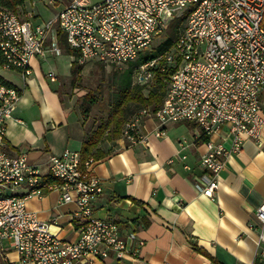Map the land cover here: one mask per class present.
<instances>
[{
    "label": "built area",
    "instance_id": "2783aa9c",
    "mask_svg": "<svg viewBox=\"0 0 264 264\" xmlns=\"http://www.w3.org/2000/svg\"><path fill=\"white\" fill-rule=\"evenodd\" d=\"M179 14H185L184 24L171 46L133 67L139 80L153 76L156 68L166 74L163 100L155 109H138L125 122L121 137L129 144L144 141L140 125L145 118L155 119L157 135L167 123L194 122L207 137L199 156L206 172L194 184L213 198L230 152L241 149L247 139L264 152L260 100L264 95V0H71L41 22L0 5V70H17L26 82L33 58L60 52L57 38L46 44L55 27L76 52L77 64L96 60L122 69L149 48L153 37ZM47 76L51 81L56 78L52 71ZM20 94L21 88L0 74V195H4L0 255L5 240L18 255L6 264H92L94 259L134 256L138 252L132 245L134 232L124 235L116 221L93 215L92 202L102 192L101 179L93 170L94 157L76 155V150L67 147L50 155L48 172H60V180H50L25 153L4 150L7 121L13 117ZM215 132L229 140L228 147L223 140L211 139ZM178 145L182 147L180 141ZM175 159L171 156L168 162ZM22 186L26 188L22 195L5 196V189L17 191ZM50 191L59 193V204H75V240L51 232L49 223L27 207L28 198H40ZM256 217L261 226L258 256L264 257V199L256 208Z\"/></svg>",
    "mask_w": 264,
    "mask_h": 264
},
{
    "label": "crops",
    "instance_id": "0c3cea01",
    "mask_svg": "<svg viewBox=\"0 0 264 264\" xmlns=\"http://www.w3.org/2000/svg\"><path fill=\"white\" fill-rule=\"evenodd\" d=\"M32 1L24 0L11 11L21 17L30 14L33 21L41 22L40 16L34 17L40 13L30 8ZM69 1L52 0L49 4L58 6L52 16ZM51 55L57 54L50 51L44 59L31 60L26 82L17 70H0L6 81L21 88L13 117L7 121L3 148L9 154L25 153L44 175L50 155L66 147L79 152L85 134L80 116L66 109L58 96L60 76L55 74L51 81L47 72L53 69H42ZM69 55L71 64L76 55ZM47 79L57 82L48 86ZM260 98L264 107V95ZM156 126L155 119L145 118L140 125L144 141L129 144L118 136L98 145L104 154L96 159L93 170L101 179L102 192L92 202L93 215L116 221L124 235L134 232L132 245L138 252L123 259H94L92 264H264L256 245L261 228L256 208L264 199V152L250 139L230 152L219 173V187L210 198L194 184L206 172L199 163L207 139L201 128L192 121L170 122L157 135ZM261 137L264 140V127ZM211 139L223 140L221 132L213 133ZM223 141L228 147L229 140ZM174 155L177 159L168 162ZM25 191L22 186L16 194ZM58 198L57 191H50L28 198L26 205L49 223L51 232L75 240V204H59ZM4 244L0 264L18 258L7 240Z\"/></svg>",
    "mask_w": 264,
    "mask_h": 264
},
{
    "label": "rangeland",
    "instance_id": "374dc122",
    "mask_svg": "<svg viewBox=\"0 0 264 264\" xmlns=\"http://www.w3.org/2000/svg\"><path fill=\"white\" fill-rule=\"evenodd\" d=\"M90 1H96V0H90ZM55 2L56 0H54V3ZM32 4L33 7H31L30 3H28L30 8H33L40 13V15L38 14L37 16H34L35 18L40 16L38 19L39 21L51 18L53 14V8L58 7L57 5L56 6L53 4L50 5L47 0H33ZM45 4H49V5H45ZM56 9L58 8H54V10ZM53 30L54 31H52L48 37L49 44L52 42L53 37L56 38L57 35H59L57 32L58 29H56V27ZM60 35L63 36V33L61 31H60ZM166 38H167L166 29L161 30L153 37L149 47H155L159 45V43L164 41ZM55 42L57 43V41ZM57 45L59 46L62 52L57 53V55L49 56L48 57L49 60H47V63L45 62V64L42 65L43 66L42 69L44 70V68L51 67L55 72V74H57V76H60L59 78L60 82L57 85L58 96L61 98V101L64 107H66V109L70 111H75L80 116V119L84 123V127H85L84 132H89L90 130L95 129L101 123L105 122L108 116L116 109L114 105L116 99V95H115L116 90L113 83V77L116 74V71L119 69L114 67L113 65L92 60L82 64L79 71L76 72L75 75H72L69 70V66H70L69 63L71 57L63 47H60L58 43ZM6 73L9 74L11 72H6ZM12 73L11 75L17 76V74L15 73L12 74ZM46 81H47L46 83H49L47 84L48 86L49 85L53 86L54 83L57 82V81L50 82L48 79ZM137 83L144 86L142 88V92L144 94H147L148 91L152 89L155 90V88L158 87V83L154 75L148 79L139 80L138 78L135 77L134 74H132V84H137ZM87 94H90L91 96H95L97 98V101L90 105L88 111L83 112L80 108L81 107L80 105L83 100L82 97ZM149 107L152 108L151 105H149ZM121 108L123 112L122 113L123 122H121L120 124L121 126H120L119 136H122V130L125 122L133 115V113H135L138 110L137 104L134 101H130V102L128 101L127 103H123ZM119 114H121L120 111H118L116 117L119 116ZM112 127L113 124H110L109 128L106 131V133H108L109 136L111 135L110 129ZM109 136L106 137H108L107 140L110 141L111 140L110 138H112V136L110 137Z\"/></svg>",
    "mask_w": 264,
    "mask_h": 264
},
{
    "label": "trees",
    "instance_id": "16d2710c",
    "mask_svg": "<svg viewBox=\"0 0 264 264\" xmlns=\"http://www.w3.org/2000/svg\"><path fill=\"white\" fill-rule=\"evenodd\" d=\"M24 0H0V5L8 7L10 10H16V6L23 3ZM185 19V14H179L178 16L174 17L169 25L166 28L167 31V38L159 43V45L155 47H149L142 50L135 61L130 62L127 64L123 69H119L116 71V74L113 77V83L115 87V110L108 116L107 120L97 126L95 129L90 130L89 132H85L84 139L81 143V148L79 154L83 157L92 156L95 159L101 157L104 153L98 147L99 143L107 140L109 136L106 133L107 129L109 128L110 124H113V127L110 129L112 138L114 139L119 136L120 131V124L123 122L122 117V104L127 103L128 101H134L137 104L138 109L143 106L151 105L153 109L157 108L164 97L165 93V75L164 73L160 72L157 68L154 69V76L158 83V87L150 91L147 94L142 92V88L144 87L141 84H132V74H133V67L135 65H140L145 63L146 61L156 57L160 53L167 50L172 41L176 38L179 30L183 27ZM57 35V43L63 47L68 54L76 55V52L71 50L66 42L65 35H60V30L58 31ZM82 65L76 63L73 60L70 64V73L75 75L76 72L79 71ZM171 71V69H170ZM164 86V88H163ZM83 100L81 102V110L83 112L88 111L90 105L97 101L95 96H91L87 94L82 97ZM120 111L121 114L116 117V114ZM134 114V113H133ZM116 117V118H114ZM204 135V134H203ZM109 136V137H110Z\"/></svg>",
    "mask_w": 264,
    "mask_h": 264
},
{
    "label": "bare ground",
    "instance_id": "6f19581e",
    "mask_svg": "<svg viewBox=\"0 0 264 264\" xmlns=\"http://www.w3.org/2000/svg\"><path fill=\"white\" fill-rule=\"evenodd\" d=\"M76 155H80L79 152H76ZM47 179L60 180V172H48ZM5 196H16V189H5ZM0 202H4V195H0Z\"/></svg>",
    "mask_w": 264,
    "mask_h": 264
}]
</instances>
